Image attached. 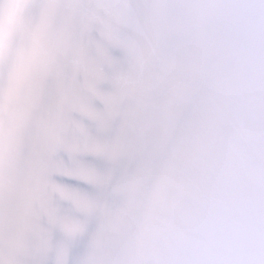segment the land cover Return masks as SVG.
Listing matches in <instances>:
<instances>
[{
  "label": "snow or ice",
  "instance_id": "6c2138e0",
  "mask_svg": "<svg viewBox=\"0 0 264 264\" xmlns=\"http://www.w3.org/2000/svg\"><path fill=\"white\" fill-rule=\"evenodd\" d=\"M0 27V264H264V0H0Z\"/></svg>",
  "mask_w": 264,
  "mask_h": 264
},
{
  "label": "clouds",
  "instance_id": "9594fccd",
  "mask_svg": "<svg viewBox=\"0 0 264 264\" xmlns=\"http://www.w3.org/2000/svg\"><path fill=\"white\" fill-rule=\"evenodd\" d=\"M18 2H23V0H18ZM7 36H8V29L5 27H0V50L4 48Z\"/></svg>",
  "mask_w": 264,
  "mask_h": 264
},
{
  "label": "water",
  "instance_id": "95a60500",
  "mask_svg": "<svg viewBox=\"0 0 264 264\" xmlns=\"http://www.w3.org/2000/svg\"><path fill=\"white\" fill-rule=\"evenodd\" d=\"M89 159H91V158H89ZM68 183L73 184V185L84 186V185L81 184V182H79L77 180H69Z\"/></svg>",
  "mask_w": 264,
  "mask_h": 264
}]
</instances>
